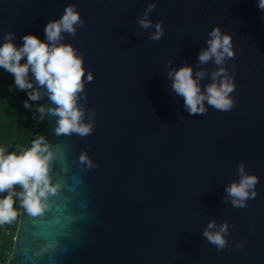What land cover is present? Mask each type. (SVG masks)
Here are the masks:
<instances>
[{"label": "water", "instance_id": "95a60500", "mask_svg": "<svg viewBox=\"0 0 264 264\" xmlns=\"http://www.w3.org/2000/svg\"><path fill=\"white\" fill-rule=\"evenodd\" d=\"M152 2L0 0V41L14 32L17 44L25 33L44 39L47 21L76 4L85 23L63 38L93 73L77 99L90 133L58 134L52 101H37L60 188L39 214L20 204L6 264H264V11L256 0H155L149 18L164 34L152 40L154 28L137 23ZM215 25L231 34L234 55L200 64ZM184 63L204 71L202 90L224 67L233 107L205 101V113L190 115L167 76ZM0 78L13 84L3 68ZM241 161L259 178L245 207L225 192ZM209 221L227 223L223 249L203 236Z\"/></svg>", "mask_w": 264, "mask_h": 264}, {"label": "clouds", "instance_id": "9594fccd", "mask_svg": "<svg viewBox=\"0 0 264 264\" xmlns=\"http://www.w3.org/2000/svg\"><path fill=\"white\" fill-rule=\"evenodd\" d=\"M155 0L149 3L143 14L137 18V23L149 32V39L159 40L164 34L163 22L155 23L149 14L155 8ZM256 7L264 11V0H256ZM76 4H66L62 14L55 19H49L44 26V39L34 33H25L23 43L15 42V33L6 32L0 41V68L13 76V84L17 90H25L27 99L23 101L25 108L31 107L29 101H38L46 94L54 106L47 111L57 115L56 132H76L86 135L91 132L92 125L82 120L83 109L77 104L78 94L84 89L85 81L93 79V73L84 67L82 55L71 43L64 42L63 34H75L76 28L83 25ZM198 53V63H207L210 59L216 65H223L226 58L234 55L232 37L223 32L219 25L213 26L208 32V38ZM205 73L197 70L193 75V67L187 63L170 67L167 76L171 81V91L183 97V107L190 114H203L212 106L218 110H230L234 101L230 93L235 88L231 75H227L224 67H218L211 72V82L200 84ZM31 90V91H28ZM45 107L39 105L37 111L45 112ZM44 136H37L30 141L28 147L20 151H7L0 148V223L11 222L16 218L18 209L14 208V197L31 214L41 213L49 206L48 196L56 194L60 188L59 182L51 183L50 162L54 152ZM82 162L92 166L86 153L80 156ZM239 179L231 182L225 192L231 197L233 206L245 207L250 198L256 196L255 185L258 176L245 172L244 162L237 165ZM20 185L19 191L14 187ZM227 223L218 227L215 221H209L203 231V236L218 249L226 246L225 233Z\"/></svg>", "mask_w": 264, "mask_h": 264}, {"label": "trees", "instance_id": "16d2710c", "mask_svg": "<svg viewBox=\"0 0 264 264\" xmlns=\"http://www.w3.org/2000/svg\"><path fill=\"white\" fill-rule=\"evenodd\" d=\"M24 90H17L12 83L0 78V148L7 151H20L29 146L30 141L42 135L41 116L37 111V101H29ZM17 190V186H14ZM17 216L11 222L0 223V264H6L13 248L20 212L19 199L14 197Z\"/></svg>", "mask_w": 264, "mask_h": 264}, {"label": "rangeland", "instance_id": "374dc122", "mask_svg": "<svg viewBox=\"0 0 264 264\" xmlns=\"http://www.w3.org/2000/svg\"><path fill=\"white\" fill-rule=\"evenodd\" d=\"M4 228H5V226H2L0 229H1V231H4Z\"/></svg>", "mask_w": 264, "mask_h": 264}]
</instances>
